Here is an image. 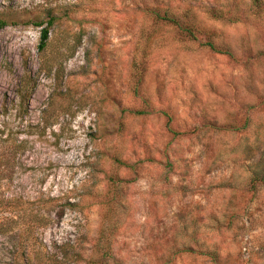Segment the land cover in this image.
<instances>
[{
	"label": "rangeland",
	"instance_id": "1",
	"mask_svg": "<svg viewBox=\"0 0 264 264\" xmlns=\"http://www.w3.org/2000/svg\"><path fill=\"white\" fill-rule=\"evenodd\" d=\"M0 19V264H264V0H0Z\"/></svg>",
	"mask_w": 264,
	"mask_h": 264
},
{
	"label": "trees",
	"instance_id": "2",
	"mask_svg": "<svg viewBox=\"0 0 264 264\" xmlns=\"http://www.w3.org/2000/svg\"><path fill=\"white\" fill-rule=\"evenodd\" d=\"M152 16L156 19V22L159 24L164 25H172L177 30V35L187 41L190 42H198L201 40L200 35L205 31L208 32V27L202 28L200 19H197L195 15H192L191 9H186L182 11H175L174 9L168 8V9H154L152 11ZM57 18L54 15H51L50 20L48 21V27L42 29L41 38H40V44L38 47V51L40 54L44 53L48 46V40H49V31L50 28L54 25ZM43 23H38V26H42ZM7 26V23L0 19V30L4 29ZM210 36V39H208L205 43H202L204 47L209 48L210 50L219 52L220 50L217 49L216 43L212 40ZM57 201L54 199H49L47 201V204L53 205V203ZM78 203H67L66 206L69 208H75ZM53 208V207H50ZM191 249L188 247H183V251L189 252ZM211 255V254H209ZM77 257V256H76Z\"/></svg>",
	"mask_w": 264,
	"mask_h": 264
}]
</instances>
